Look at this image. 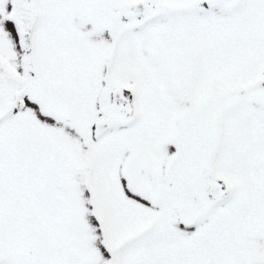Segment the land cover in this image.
<instances>
[{"label": "snow or ice", "instance_id": "snow-or-ice-1", "mask_svg": "<svg viewBox=\"0 0 264 264\" xmlns=\"http://www.w3.org/2000/svg\"><path fill=\"white\" fill-rule=\"evenodd\" d=\"M0 264H264V0H0Z\"/></svg>", "mask_w": 264, "mask_h": 264}]
</instances>
